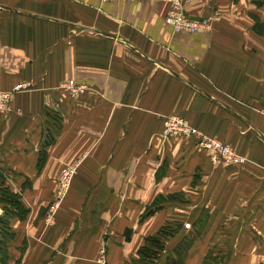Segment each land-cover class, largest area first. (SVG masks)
Masks as SVG:
<instances>
[{
	"label": "crops",
	"instance_id": "crops-1",
	"mask_svg": "<svg viewBox=\"0 0 264 264\" xmlns=\"http://www.w3.org/2000/svg\"><path fill=\"white\" fill-rule=\"evenodd\" d=\"M167 9L160 0H0V90L12 91L0 113V188L27 209L20 218L0 203V264H132L161 223L162 208L140 219L154 197L203 201L193 188L213 182L235 187V217L258 218L220 227L237 236L228 264L264 263V3L192 0L189 17H216L196 32L173 31ZM69 80L85 90L71 94ZM170 114L243 161L214 164L194 138L162 137ZM67 165L76 172L50 212ZM201 252L185 264H202Z\"/></svg>",
	"mask_w": 264,
	"mask_h": 264
},
{
	"label": "rangeland",
	"instance_id": "rangeland-1",
	"mask_svg": "<svg viewBox=\"0 0 264 264\" xmlns=\"http://www.w3.org/2000/svg\"><path fill=\"white\" fill-rule=\"evenodd\" d=\"M210 160L214 164L221 163L225 164L226 166L237 164L234 162H224L222 159H216L214 161L213 159H211V157ZM223 172L224 171H222V173ZM72 178L73 176L70 179L66 195L70 188ZM211 178H213V180H216L217 176H212ZM219 184L220 183L218 182L215 186H213V182L212 186H208L205 188H193V191H198V193L200 194L206 192V196L203 197V201H199L197 199V201L191 202L190 200H186L184 195L180 193L178 200H175L177 202L168 201L164 203L161 211L163 216L161 220H159L161 221L160 225L170 223V225L172 226V230H174L175 233L171 238L167 240L164 250L161 252L160 257L157 259V263L155 262L154 264H162L161 261L164 262L163 264H166V260L168 257L176 258V247L184 246L186 243H188L187 247L182 252L183 264H185L188 259L195 254V250H197V252H200V250H202V252L204 253L203 254L201 252L204 255L202 264H228L230 253H234L231 252V248L237 236L230 233L220 234V227L235 228L237 226H250L255 221L257 222L258 218L251 220V217L245 219H242L240 216L235 217L236 214L234 209L236 204L228 202L235 198V187L232 188L229 186L227 192L226 188H224L221 192L222 187H220ZM57 188L58 185L56 189ZM56 189L54 191V194L56 192ZM220 199H222V203ZM191 200L193 201V199ZM204 205H207L209 207L210 212H205L203 211V209H201V212L199 211V208ZM226 206H228L229 208V211L227 212L223 211ZM58 208L56 210H58ZM153 226L155 227L156 225ZM205 227H211V230L209 229L204 231ZM206 231H211V234H207ZM208 245L209 248L206 249V246ZM101 254L102 253H100V256ZM103 255L104 257L107 255L106 251L103 252ZM262 256H264V250L261 252V257ZM262 263L263 262H261V264Z\"/></svg>",
	"mask_w": 264,
	"mask_h": 264
},
{
	"label": "built area",
	"instance_id": "built-area-1",
	"mask_svg": "<svg viewBox=\"0 0 264 264\" xmlns=\"http://www.w3.org/2000/svg\"><path fill=\"white\" fill-rule=\"evenodd\" d=\"M102 1H133V0H102ZM168 4L165 22L172 28L173 31H188L196 32L206 29L210 26V22L216 18L213 15L204 18H191L185 11V5L192 0H160ZM67 89L71 94L82 93L85 90V85L76 84L73 80H69L66 84ZM12 98V91L0 90V113L5 112L9 108V103ZM264 114V106L260 109ZM161 135L164 138L168 137H183L194 138L197 143L209 151L211 159H222L224 162L239 163L243 161V157L237 154L233 148L223 141L211 138L204 135L190 125L187 119L179 114H170L164 117ZM76 172L74 165L63 167L58 176V188L54 194L53 201L50 205V212H54L63 201L71 177ZM100 263H105L103 253L97 259Z\"/></svg>",
	"mask_w": 264,
	"mask_h": 264
},
{
	"label": "trees",
	"instance_id": "trees-1",
	"mask_svg": "<svg viewBox=\"0 0 264 264\" xmlns=\"http://www.w3.org/2000/svg\"><path fill=\"white\" fill-rule=\"evenodd\" d=\"M257 5L264 3V0H253ZM45 156L43 155V159ZM40 163V162H39ZM180 195L178 193H168L166 195L159 194L145 207V210L141 214L140 219L153 215L156 211L160 210L165 202L178 200ZM0 203L3 205L4 210L12 212L18 217H24L27 213V209L20 201L19 195L16 192L11 191L8 187L0 188ZM175 231L172 230L170 223L160 225L156 231L152 234H148L144 237V242L137 249L138 258L132 259V264H154L160 257L161 252L165 248V244L169 238L174 235ZM131 234L130 229L125 230V239H129ZM186 243L184 246L176 247V258L168 257L166 264H183L182 252L187 247ZM180 248V249H179Z\"/></svg>",
	"mask_w": 264,
	"mask_h": 264
}]
</instances>
